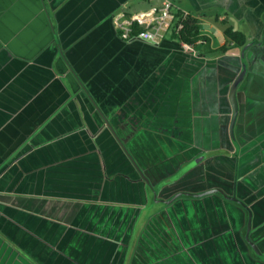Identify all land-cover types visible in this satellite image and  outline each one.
I'll list each match as a JSON object with an SVG mask.
<instances>
[{
	"label": "crops",
	"instance_id": "1",
	"mask_svg": "<svg viewBox=\"0 0 264 264\" xmlns=\"http://www.w3.org/2000/svg\"><path fill=\"white\" fill-rule=\"evenodd\" d=\"M170 1L207 48L121 41L142 0H0V264H264L240 205L161 202L234 192L264 255V0Z\"/></svg>",
	"mask_w": 264,
	"mask_h": 264
},
{
	"label": "built area",
	"instance_id": "2",
	"mask_svg": "<svg viewBox=\"0 0 264 264\" xmlns=\"http://www.w3.org/2000/svg\"><path fill=\"white\" fill-rule=\"evenodd\" d=\"M146 10L114 19L113 25L121 41H141L159 46L167 38H175L183 52L196 54L192 46L178 40L190 20L189 14L170 0H142Z\"/></svg>",
	"mask_w": 264,
	"mask_h": 264
},
{
	"label": "water",
	"instance_id": "3",
	"mask_svg": "<svg viewBox=\"0 0 264 264\" xmlns=\"http://www.w3.org/2000/svg\"><path fill=\"white\" fill-rule=\"evenodd\" d=\"M244 73H245V68L243 67L242 72L235 79V81L233 82V84H232V86L230 88V91H229V97L228 98H229L230 105L232 107V119H231L230 128H229L231 135H232L233 124L235 122L237 111H238V105H237V100H236V90H237L238 84L240 83V81L242 80V78L244 76ZM117 140H118L119 144L121 145L122 149L124 150V152L126 153V155L128 156L129 160L131 161V163L133 164V166L137 170V172L140 175L141 179L144 181V183L149 185V182H148L147 178L145 177V175L143 174L142 170L133 161V159L130 157L129 153H127V150H126V147H125V143L119 138H117ZM211 194H219L225 200L234 202V203L240 205L243 209H245L247 211L248 219H247V224H246L245 242L248 244V246L250 247L252 252L255 254V256L260 261L264 262V255L259 251V249L256 247V245L249 239L251 213L249 212V210L247 209L245 204L242 201H240L239 199L236 198L234 192H232L231 194H227V193H225L224 191H222L219 188L209 189V190L203 191L201 193L179 192V193L174 194L170 199L165 200V201L162 200L161 202L164 203V204H170L176 198H178L179 196H183V195H189V196H193V197H203V196H207V195H211ZM155 195L156 194L154 193V197H155Z\"/></svg>",
	"mask_w": 264,
	"mask_h": 264
},
{
	"label": "trees",
	"instance_id": "4",
	"mask_svg": "<svg viewBox=\"0 0 264 264\" xmlns=\"http://www.w3.org/2000/svg\"><path fill=\"white\" fill-rule=\"evenodd\" d=\"M221 25L224 26L223 23ZM223 36L227 42V44H232L236 48L243 47L246 43L245 37L243 34L239 33L238 31L233 32L232 27H224L223 28ZM175 40V38H173ZM178 40L189 44L195 51V48L198 46V42H200L199 46H203L207 48L208 41L199 36L198 27L196 26L193 20H189L185 25L184 31L179 35ZM228 47L226 45L220 47L217 52L225 53L227 52Z\"/></svg>",
	"mask_w": 264,
	"mask_h": 264
},
{
	"label": "rangeland",
	"instance_id": "5",
	"mask_svg": "<svg viewBox=\"0 0 264 264\" xmlns=\"http://www.w3.org/2000/svg\"><path fill=\"white\" fill-rule=\"evenodd\" d=\"M218 40H219V39H216V41H214V44H215V45H217V43H218Z\"/></svg>",
	"mask_w": 264,
	"mask_h": 264
}]
</instances>
